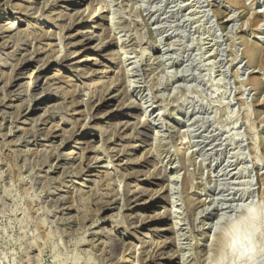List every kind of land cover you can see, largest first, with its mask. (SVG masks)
Returning a JSON list of instances; mask_svg holds the SVG:
<instances>
[{
	"label": "rangeland",
	"instance_id": "rangeland-1",
	"mask_svg": "<svg viewBox=\"0 0 264 264\" xmlns=\"http://www.w3.org/2000/svg\"><path fill=\"white\" fill-rule=\"evenodd\" d=\"M260 34L264 0H0V264H264Z\"/></svg>",
	"mask_w": 264,
	"mask_h": 264
},
{
	"label": "bare ground",
	"instance_id": "bare-ground-1",
	"mask_svg": "<svg viewBox=\"0 0 264 264\" xmlns=\"http://www.w3.org/2000/svg\"><path fill=\"white\" fill-rule=\"evenodd\" d=\"M98 1V0H97ZM72 20V19H71ZM12 23L14 22V21H11ZM62 26V25H61ZM62 28V27H61ZM260 30V26H258V28L256 29V31L258 32ZM262 31V30H261ZM261 35V34H260ZM102 36V35H101ZM262 36H264V34L263 35H261L260 37H262ZM262 40H264V38H262L261 39V41ZM69 41V40H68ZM84 43V42H83ZM260 43V42H259ZM110 45H112V43H110ZM250 45V47H248V45H247V47L248 48H246L247 50H245L246 51V54H247V57H249L250 59H253V57H255V55L258 53V48L254 45V46H252L251 44H249ZM63 52V51H62ZM50 54V53H49ZM45 55V54H44ZM32 57V56H31ZM59 58V57H58ZM53 60V59H52ZM122 67V66H121ZM126 72V71H125ZM128 75V74H127ZM132 84V83H131ZM75 90V89H74ZM73 91V90H72ZM75 93V92H74ZM114 95V94H113ZM155 98V97H154ZM109 99H106V98H103L102 99V102H107ZM88 101V100H87ZM146 111V110H145ZM141 113V115H137V120L139 119V121H142V123L143 124H145L146 122L147 123H149L148 122V120H146V115L144 114L145 112H140ZM136 117V116H135ZM91 118V117H90ZM127 123V122H126ZM118 124V123H117ZM128 125V124H127ZM158 136V135H157ZM145 138V137H144ZM253 213L252 212H249V217L251 218V216H253L252 215ZM251 220H252V218H251ZM237 234V233H236ZM230 247L231 248H235L236 249V247H238V242H237V239L236 238H234V239H232L230 242ZM240 244H242V247H241V249H239L240 250V252H239V256H242V255H245L246 257H248V259H252V257H253V251H252V246L248 243V242H245L244 240L240 243ZM253 245V244H252Z\"/></svg>",
	"mask_w": 264,
	"mask_h": 264
}]
</instances>
